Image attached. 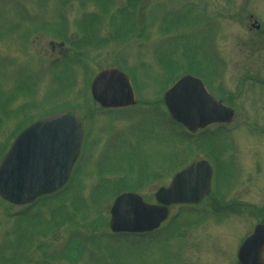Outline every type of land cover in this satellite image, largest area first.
I'll list each match as a JSON object with an SVG mask.
<instances>
[{
    "label": "rangeland",
    "instance_id": "374dc122",
    "mask_svg": "<svg viewBox=\"0 0 264 264\" xmlns=\"http://www.w3.org/2000/svg\"><path fill=\"white\" fill-rule=\"evenodd\" d=\"M249 14L263 17L264 0H0V155L33 118L68 111L84 128L59 192L30 206L0 198V264H238V244L264 221V50ZM106 67L128 75L133 105L92 101ZM185 69L236 109L231 123L190 133L170 120L162 92ZM205 158L200 202L169 206L150 232L109 230L116 186L153 202Z\"/></svg>",
    "mask_w": 264,
    "mask_h": 264
},
{
    "label": "water",
    "instance_id": "95a60500",
    "mask_svg": "<svg viewBox=\"0 0 264 264\" xmlns=\"http://www.w3.org/2000/svg\"><path fill=\"white\" fill-rule=\"evenodd\" d=\"M90 93L102 107L134 103L127 75L116 68L101 69L91 80ZM170 117L190 131L212 122H230L234 111L208 93L201 80L189 74L178 78L164 93ZM82 123L67 112L38 118L12 139L0 158V197L25 204L59 189L68 179L78 155ZM211 167L205 160L192 161L177 171L168 186L159 187L156 204L123 191L109 208L112 232L141 233L156 228L171 203L198 202L209 190ZM264 223L257 224L237 250L239 264H264Z\"/></svg>",
    "mask_w": 264,
    "mask_h": 264
},
{
    "label": "flooded vegetation",
    "instance_id": "af4514ba",
    "mask_svg": "<svg viewBox=\"0 0 264 264\" xmlns=\"http://www.w3.org/2000/svg\"><path fill=\"white\" fill-rule=\"evenodd\" d=\"M249 19H248V31L253 32L255 34L254 40L252 41L254 48L262 49L264 50V16L261 18H253L249 14ZM241 85L237 89L240 90ZM217 126H223V124H216ZM264 221H258L257 223H261ZM256 223V224H257ZM264 251V249H263Z\"/></svg>",
    "mask_w": 264,
    "mask_h": 264
},
{
    "label": "trees",
    "instance_id": "16d2710c",
    "mask_svg": "<svg viewBox=\"0 0 264 264\" xmlns=\"http://www.w3.org/2000/svg\"><path fill=\"white\" fill-rule=\"evenodd\" d=\"M118 10H121V8L120 9H118ZM116 187H118V186H116ZM120 188L118 187V190H119Z\"/></svg>",
    "mask_w": 264,
    "mask_h": 264
}]
</instances>
